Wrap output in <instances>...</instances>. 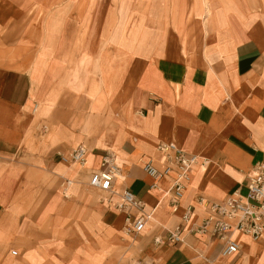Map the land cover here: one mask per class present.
I'll list each match as a JSON object with an SVG mask.
<instances>
[{"label":"crops","instance_id":"obj_1","mask_svg":"<svg viewBox=\"0 0 264 264\" xmlns=\"http://www.w3.org/2000/svg\"><path fill=\"white\" fill-rule=\"evenodd\" d=\"M233 2L238 4L210 0L211 13L190 9L189 16L154 11L164 31H141L134 49L111 45L110 55L93 68L96 93L87 87L92 64L82 59L95 48L84 50L85 44L70 40L66 53L49 56L42 68L38 60L26 66L41 46L0 48V236L8 218L15 221L3 251L14 241L31 245L30 237L64 230L82 240L91 236L95 245L106 231L115 264H264V237L255 243L234 233L241 251L224 256L215 236L191 232L208 215L202 199L223 202L235 189L246 190L254 165L264 162V0ZM146 8L143 13H152ZM123 52L129 55H115ZM64 56L66 62L57 65ZM43 103L48 106L39 111ZM44 125L48 132L41 135ZM163 141L198 156L176 213L163 196L175 173L151 189L153 180L140 162L145 157L163 169L166 160L156 150ZM78 144L89 152L88 169L69 168L56 156ZM109 150L117 151L122 167L111 195L87 183L88 172L101 168ZM56 166L60 174L49 176ZM66 171L75 181L69 197L60 185ZM127 188L152 215L134 241L120 239L125 216L102 202L118 200ZM58 196L60 206L54 204ZM192 205L191 221L185 222ZM55 218L58 229L52 227ZM177 224L185 226L183 241L155 243ZM44 241L30 247L51 249V238Z\"/></svg>","mask_w":264,"mask_h":264},{"label":"rangeland","instance_id":"obj_2","mask_svg":"<svg viewBox=\"0 0 264 264\" xmlns=\"http://www.w3.org/2000/svg\"><path fill=\"white\" fill-rule=\"evenodd\" d=\"M233 1L234 0H230L231 6L238 4ZM131 2L135 5H132ZM147 2H149V0H147ZM139 3L140 0H0V48L3 47V49L9 52L12 49L25 47L27 45H34L35 48L41 46L38 51L39 55H37L35 60H29V62L26 60V66L32 65L38 60V62L41 63V68L47 65L46 62L49 60V56L57 55L59 51L65 54L70 46V40H73V46L75 44H85V46H83L84 50L86 47L89 50L91 47L95 48V52L91 50L94 55H92L91 52L90 55H88L90 60L87 55L82 57V59L88 60V66L92 64V72L89 78L91 82L87 84V87H93V93H96V91L99 92L100 87L97 86L98 83L92 79L95 71L93 68L96 67L97 62H99L101 58V60H103V56L108 57L110 55L106 53L110 51L109 47L111 45H130V48L134 49L135 44L140 38L139 34L141 31H152L154 29H158L160 32L164 31L161 29L163 25L161 24L159 16L155 13H143L145 10H143V6L140 7L141 4ZM194 6L195 5L191 3L185 9L181 8L182 11L180 10L178 14L180 16H186L187 13V16H189L191 11L190 7L195 11H200V5H197L198 9L197 7L192 8ZM145 9L147 8L145 7ZM156 22H159V25H156ZM66 33L68 35H66ZM74 33L75 35L71 39L69 34ZM155 38L154 43L160 36L156 34ZM55 39L59 40L52 41ZM82 39L83 41H81ZM6 40L8 42H6ZM12 52L13 54H18L17 51L13 50ZM80 52H82V50ZM83 53H86V51ZM124 54L129 55L127 52H123L122 54L115 53L118 58H122ZM39 56H41V58H38ZM112 56H114V54H112ZM65 58L66 56L61 58L57 65H63L66 62ZM47 106L48 105L43 103L39 111L47 108ZM47 132L46 125H44L40 134L43 135ZM69 150H58L56 152L57 158L60 160L58 152H67ZM112 154H114V158L117 161L119 157L117 151H113ZM119 162L118 159L117 164L121 167ZM60 170L61 169L56 166L54 169L48 170V175H59ZM65 174L69 175L68 171L65 173L63 172L60 176L62 177ZM246 192L247 191L244 190L243 194ZM108 193L110 195L111 193H116L115 188L114 191ZM57 198L58 200H54V204L56 202L57 206H60L58 204L62 202L59 200V196ZM108 201L110 200H103L102 202H107L108 209L115 210ZM119 214L122 216V213ZM10 218L11 217L8 218L7 227L3 229V235L0 236V264L116 263L115 255L111 256V252H113L111 251V240L106 231L99 232L103 240H96L95 245L92 242L91 236L88 240H82L78 237L79 234L66 232L64 230L63 233L54 232L46 237L37 236L35 238H29L31 245H34L35 248L38 247L35 243L40 241L43 242L44 240L48 241V239L51 238L52 248H49L47 251L32 250L33 247H30V243L29 245H24L15 241L8 245L7 251H3V245L11 238L9 233L15 224V221L11 223ZM55 219L56 222L53 221L52 227L58 229L60 228V219ZM120 229L122 233L120 235L121 240L126 239V241H128L129 239L134 241L132 237H136V235L127 233L123 223L120 224ZM36 239L38 240L37 242L35 241ZM25 240L29 241L27 237H25ZM84 244H89V246L84 247ZM12 250H17L19 254L13 256ZM119 264H125V262L119 261Z\"/></svg>","mask_w":264,"mask_h":264},{"label":"built area","instance_id":"obj_3","mask_svg":"<svg viewBox=\"0 0 264 264\" xmlns=\"http://www.w3.org/2000/svg\"><path fill=\"white\" fill-rule=\"evenodd\" d=\"M156 150L165 158L164 168L155 166L151 159L142 157L141 167L147 176L153 182L151 189H159V181L165 177L172 178V185L164 190L166 197L174 213L179 210L180 202L183 199L186 190V181L190 179L191 169L198 161L196 154H188L182 150L176 142L163 141L158 144ZM103 157L101 168L92 169L89 173L88 184L103 192H110L115 187V178L119 168L113 161L111 151H106ZM88 150L84 144H78L77 147L67 152H58L61 160L68 161L72 164L84 168L88 162ZM254 175L248 178L246 184V193L243 194L242 188L232 191L223 202L207 203L202 199L201 203L206 207L207 216L203 217L196 225H193L191 232L199 235L212 234L222 242V254L233 255L241 251V245L235 239L234 233L245 234L252 242L257 243L264 237V162L257 161L254 165ZM71 180L62 177L61 188L64 195L69 197V187ZM109 204L125 216L124 227L127 233L138 235L142 233L147 222L152 219L151 213L144 211L145 202L138 198L129 188L119 193V200L113 201L109 199ZM194 206H188L183 220L190 222ZM185 226L177 224L173 229L169 230L167 237L156 238L155 243L161 244L169 241L173 244L183 241V233ZM13 256L19 254L17 250H12ZM135 264H140L135 263ZM157 264V263H145Z\"/></svg>","mask_w":264,"mask_h":264},{"label":"bare ground","instance_id":"obj_4","mask_svg":"<svg viewBox=\"0 0 264 264\" xmlns=\"http://www.w3.org/2000/svg\"><path fill=\"white\" fill-rule=\"evenodd\" d=\"M191 3H193V5H195L192 8H196L197 5H200L201 9L203 8V10L207 11V13H211V10L209 8L210 0H149V2H147V0H140L139 4H141L140 7L141 6L144 7L143 10H145V7H148L150 5L152 13L154 11L155 12H162L163 11L162 13H164V12L165 13H172V15L174 16L177 13V11L181 10V8L185 9ZM190 9H191V7H190ZM197 9H198V7H197ZM34 111H36V109ZM113 156H114V154H113ZM113 161L116 163V159L115 158H113ZM61 163L64 164L65 166H68L69 168L70 167H75V168L79 167L80 169H88V167L90 165L89 154H88V162H87V164H86V166L84 168H81L78 165L72 164V163H70L68 161H64V160H61L60 164ZM116 165L119 168V170L117 171L115 179L122 177V169H121V167H119V165L117 163H116ZM62 177H67V178H69L71 180V184H70V187H69V195L73 194L72 190H73V187L75 186L74 185V183H75L74 179L70 175H66V174L63 175ZM114 188H113L112 191H114ZM62 192L64 194V190L63 189H62ZM118 196H119V194H118ZM163 196H164V194H163Z\"/></svg>","mask_w":264,"mask_h":264}]
</instances>
